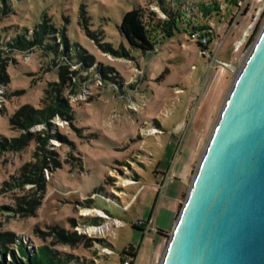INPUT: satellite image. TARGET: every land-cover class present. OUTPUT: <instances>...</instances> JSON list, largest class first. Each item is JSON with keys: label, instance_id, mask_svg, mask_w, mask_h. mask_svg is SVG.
Segmentation results:
<instances>
[{"label": "rangeland", "instance_id": "obj_1", "mask_svg": "<svg viewBox=\"0 0 264 264\" xmlns=\"http://www.w3.org/2000/svg\"><path fill=\"white\" fill-rule=\"evenodd\" d=\"M136 8L168 31V11L189 13L214 38L151 29L155 50L132 49L119 28ZM263 26L264 0H0V264H28L22 247L68 264H125L133 247L160 264L235 81L224 63L240 69Z\"/></svg>", "mask_w": 264, "mask_h": 264}, {"label": "water", "instance_id": "obj_2", "mask_svg": "<svg viewBox=\"0 0 264 264\" xmlns=\"http://www.w3.org/2000/svg\"><path fill=\"white\" fill-rule=\"evenodd\" d=\"M236 76L160 264H264V26Z\"/></svg>", "mask_w": 264, "mask_h": 264}, {"label": "trees", "instance_id": "obj_3", "mask_svg": "<svg viewBox=\"0 0 264 264\" xmlns=\"http://www.w3.org/2000/svg\"><path fill=\"white\" fill-rule=\"evenodd\" d=\"M229 4H232L235 7H239L238 6V1L239 0H226ZM217 7V5H216ZM83 13H85L84 9L81 10ZM217 11V9L214 8V10L209 11L207 14H205L208 17H212L213 13ZM147 11L143 10V9H132L129 12H126L123 16L122 19V24L119 28L122 36L126 39V41L128 42V44L132 47V49H137V50H141L143 52L146 53H150L153 52L155 50V46L156 43L154 42L153 36L151 34V29H155L153 31L158 32H164V33H170L172 30L175 31H179L180 26L186 25L187 26V30L190 31L191 36L199 34L200 36H204L205 38L208 39V42L211 43L213 38H214V32L212 30H210V28H206L204 27V25H199V27H195L193 25V23L195 22L194 20L191 22L190 20V15L189 13H183L180 10L174 11V12H167L166 14L168 16H170V25L169 27H167L170 31L161 28V25L156 24L154 22V20L152 18H148L147 16ZM184 14H187V18L184 19ZM84 14L80 13L79 15V22L80 20H85L87 21V19L83 16ZM83 16V17H82ZM189 16V18H188ZM153 18L156 19L155 15H152ZM187 21V22H186ZM41 28V32H37V29ZM159 29V30H158ZM35 35H36V39L41 37V34H44L47 32V25H46V21H44V23L38 24L35 27ZM38 41V40H36ZM12 42L14 43V45L19 46L20 43L18 41L17 38H14L12 40ZM208 43V44H209ZM11 45V43H9V46ZM199 46H201L203 48V45L199 43ZM204 49V48H203ZM106 70H111V68H105ZM62 106H57L55 105V107H49L48 109H45V111L40 112L42 115H44V117L49 120V118L51 116L54 115L55 112L62 113L61 111ZM24 110H30L31 112L29 113V115L31 116V118H33L35 120V123H41V119L39 117V115L37 113H35L34 111H32L30 109L29 106H26L22 111ZM21 111V112H22ZM16 120H18V117H15ZM28 127V126H27ZM21 140L17 141L14 140L13 145L10 146V148L13 147H18L19 143ZM3 148H6V145L2 146ZM31 167V165H24L21 169V172H23V176H26L25 171ZM30 172H32L33 170H29ZM39 174H41V178H39L38 180H35L36 183H43L44 178H43V167L40 166L38 169ZM32 206V204H30ZM34 206H32V210H33ZM144 223V222H141ZM145 223H148L147 221ZM136 229H139L138 227H135ZM142 232V230H140ZM165 232L159 230L158 228L156 229V235H162L164 236ZM10 239H4L0 236V250H7V245ZM25 247H22V249L20 250V252L29 260L28 264H68L66 261L62 260L61 258H59L56 254H54L53 251L47 249V248H41L38 251H36V253L34 254H29L28 252L25 251ZM138 251L133 248V247H129V248H124L123 251L121 252V256L124 259L130 258L131 260L129 261V264H135V260L137 257ZM124 259H121L124 263ZM2 264H11V263H6L5 259L2 258ZM12 264H23V262H21V260H18L14 257V262Z\"/></svg>", "mask_w": 264, "mask_h": 264}, {"label": "built area", "instance_id": "obj_4", "mask_svg": "<svg viewBox=\"0 0 264 264\" xmlns=\"http://www.w3.org/2000/svg\"><path fill=\"white\" fill-rule=\"evenodd\" d=\"M241 1H242V0H239V3H238V4H239V5H238L239 7L241 6ZM192 37H193L194 39L198 38L199 43L203 45V48H204V49H205V47H207V46L209 45V44H208V43H209V42H208V39L205 38L204 36H200L199 34H196V35H193ZM199 43H198V44H199ZM155 231H156V230H155ZM125 264H129V261H127V263H125Z\"/></svg>", "mask_w": 264, "mask_h": 264}, {"label": "bare ground", "instance_id": "obj_5", "mask_svg": "<svg viewBox=\"0 0 264 264\" xmlns=\"http://www.w3.org/2000/svg\"><path fill=\"white\" fill-rule=\"evenodd\" d=\"M151 132L154 134V133H156L157 131H156V130H153V131H151ZM96 229H97V228H96ZM96 229H95V230H96ZM98 230H99V229H97V231H98ZM161 260H162V258H161ZM160 263H161V262H160Z\"/></svg>", "mask_w": 264, "mask_h": 264}]
</instances>
